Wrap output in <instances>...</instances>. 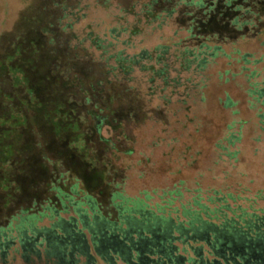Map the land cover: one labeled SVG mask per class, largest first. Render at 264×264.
Returning <instances> with one entry per match:
<instances>
[{
	"label": "rangeland",
	"instance_id": "374dc122",
	"mask_svg": "<svg viewBox=\"0 0 264 264\" xmlns=\"http://www.w3.org/2000/svg\"><path fill=\"white\" fill-rule=\"evenodd\" d=\"M68 1L77 4L73 10L80 16L73 32L84 37L89 33L100 36L112 25L114 16L121 14L120 5L128 1L131 5L135 0ZM202 1L203 7L182 8L161 28H142L127 52L144 48L154 54L156 46L167 45L172 53L178 42L192 46L209 37L210 44H219L227 52L238 49L246 54L245 71L234 78L228 74L220 79L218 71L230 68L232 73L237 72V65L233 61L229 67L226 60L219 61L209 72L204 107L192 106L191 101L181 106L177 104L180 96H174L172 104L166 106L162 97L168 90L136 99L134 113L124 122V134L129 137L125 145L132 152L116 153L109 164H101L100 168L74 154L68 140L59 141L53 136L41 107L35 104L28 108V121L18 129L14 158L6 167L11 172V184L7 190L0 188V264H40L43 253L40 259L35 255L23 259L21 241L37 238L43 251L46 244L41 231L60 219L68 222L75 218V228L82 230L75 210L63 208L58 188L70 193L76 186L75 202L90 196L111 221L116 219L111 205L114 193L128 199L130 205L142 203L147 210L179 222L186 221L183 208L199 211L201 205L209 209L215 224H220L223 217H264V96L254 102L249 94L264 88V0ZM50 2L0 0V60H5L4 53L11 54L17 43L26 52L16 57V62L33 60L38 55L30 45L35 36L34 23ZM140 38L143 40L139 42ZM40 72L49 75L46 64ZM47 84L45 80V87ZM18 96L26 98L23 90ZM227 96L235 107H224ZM110 132L104 127L101 134L107 137ZM195 197L200 206L193 203ZM211 198L215 201L210 202ZM217 209L221 210L219 214ZM86 214L90 217L87 209ZM83 234L86 241L90 240L87 230L83 229ZM176 245L182 247L179 242ZM90 255L94 258L92 264H106L93 249ZM75 257L77 264H86L83 254Z\"/></svg>",
	"mask_w": 264,
	"mask_h": 264
},
{
	"label": "trees",
	"instance_id": "16d2710c",
	"mask_svg": "<svg viewBox=\"0 0 264 264\" xmlns=\"http://www.w3.org/2000/svg\"><path fill=\"white\" fill-rule=\"evenodd\" d=\"M128 2L120 5L121 14L114 16L112 25L100 36L89 33L80 37L72 29L80 17L73 10L77 4L51 0L34 23L35 36L30 45L38 55L33 60L16 62L15 58L26 52L21 43L12 47L11 54L4 53L5 60H0V188L7 190L11 184V172L6 167L14 158L18 129L28 121V108L41 107L53 136L59 141L68 140L74 154L100 168L101 164H109L116 153L132 152L125 145L129 137L124 134V122L134 113L136 99L168 90L162 97L166 106L172 104L174 96H180L177 104L181 106L191 101L192 106L204 107L209 72L219 61L226 60L229 67L233 61L237 65V72L232 73L230 68L218 71L220 79L228 74L234 78L245 71L246 54L238 49L227 52L219 44H210L209 37L192 46L178 42L172 53L167 45L156 46L154 54L144 48L127 52L142 28H161L180 9L204 6L202 0ZM237 19L232 23L236 24ZM192 29L191 25L188 31ZM85 42L88 44L83 46ZM45 64L49 72L46 76L40 72ZM22 90L24 100L18 96ZM249 94L258 102L264 88ZM223 105L233 108L236 103L227 96ZM104 127L111 131L107 137L101 134ZM56 191L63 208L74 209L83 228H75V218L68 222L60 219L41 231L46 244L43 251L36 238H23V259L31 255L40 259L43 253L40 264H77L75 256L80 253L86 257V264H92L93 249L106 264H264V217H223L220 224H215L209 209L200 206L195 197L193 203L200 210L183 208L186 221L179 222L147 210L142 203L130 205L128 199L114 193L111 205L116 219L111 221L90 196L75 202L76 186L70 193L59 188ZM82 205L87 208L82 209ZM50 213L54 215L53 210ZM83 229L90 240L86 241Z\"/></svg>",
	"mask_w": 264,
	"mask_h": 264
},
{
	"label": "flooded vegetation",
	"instance_id": "af4514ba",
	"mask_svg": "<svg viewBox=\"0 0 264 264\" xmlns=\"http://www.w3.org/2000/svg\"><path fill=\"white\" fill-rule=\"evenodd\" d=\"M37 237H39V236H37ZM36 240H37V238H36ZM70 256H71V253H70Z\"/></svg>",
	"mask_w": 264,
	"mask_h": 264
}]
</instances>
